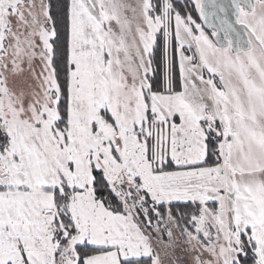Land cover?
Returning <instances> with one entry per match:
<instances>
[{
  "label": "snow or ice",
  "instance_id": "1",
  "mask_svg": "<svg viewBox=\"0 0 264 264\" xmlns=\"http://www.w3.org/2000/svg\"><path fill=\"white\" fill-rule=\"evenodd\" d=\"M0 264H264V0H0Z\"/></svg>",
  "mask_w": 264,
  "mask_h": 264
}]
</instances>
